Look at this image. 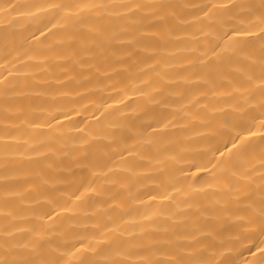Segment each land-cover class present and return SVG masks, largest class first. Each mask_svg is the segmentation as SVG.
Listing matches in <instances>:
<instances>
[{"label":"bare ground","instance_id":"bare-ground-1","mask_svg":"<svg viewBox=\"0 0 264 264\" xmlns=\"http://www.w3.org/2000/svg\"><path fill=\"white\" fill-rule=\"evenodd\" d=\"M0 264H264V0H0Z\"/></svg>","mask_w":264,"mask_h":264}]
</instances>
